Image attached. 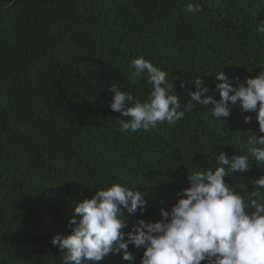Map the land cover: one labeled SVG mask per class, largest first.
Segmentation results:
<instances>
[{
  "label": "trees",
  "instance_id": "trees-1",
  "mask_svg": "<svg viewBox=\"0 0 264 264\" xmlns=\"http://www.w3.org/2000/svg\"><path fill=\"white\" fill-rule=\"evenodd\" d=\"M187 3L202 10L187 13ZM261 24L264 0H0V264H61L49 241L70 235L75 204L112 183L147 200L125 232L138 219L160 221L187 176L221 166L222 151L249 156L250 171L225 177L249 195L264 177L247 144L260 134L255 113L229 102L224 122L196 105L175 126L122 133L108 89L146 100L144 81L127 79L143 57L169 73L182 106L196 78L219 100L217 72L238 86L264 70ZM129 251L133 262L121 252L97 264H140L144 250Z\"/></svg>",
  "mask_w": 264,
  "mask_h": 264
},
{
  "label": "clouds",
  "instance_id": "clouds-1",
  "mask_svg": "<svg viewBox=\"0 0 264 264\" xmlns=\"http://www.w3.org/2000/svg\"><path fill=\"white\" fill-rule=\"evenodd\" d=\"M201 10L199 4L185 7L187 13ZM258 30L264 32V24ZM130 68L129 84L143 80L148 95L141 101L123 91L122 85L108 89L114 93L108 107L120 114L116 119L120 132H149L158 123L175 126L196 105L207 108L215 120L226 122L231 102L245 113L256 114L260 134L252 132L247 144L251 156L264 162V70L238 86H233L223 70L217 72L219 100L207 95L209 87L196 78L195 90H186L188 99L182 106L168 72L143 57L132 59ZM180 87L185 84L181 82ZM251 119L246 116L244 122ZM216 163L221 166L215 170H194L187 176L190 187L178 193L170 211L161 209L158 222L138 219L125 232L129 217L144 214L147 200L142 191L112 183L75 204L69 220L71 234H56L49 243L60 251L61 264H97L109 254L121 252L124 261L133 262L130 245L144 250L140 264H264V177L253 181L250 194L244 195L225 177L250 171L249 156L229 158L222 151Z\"/></svg>",
  "mask_w": 264,
  "mask_h": 264
}]
</instances>
